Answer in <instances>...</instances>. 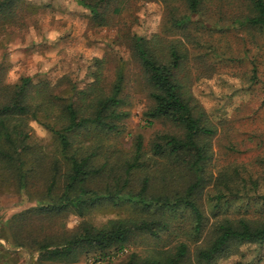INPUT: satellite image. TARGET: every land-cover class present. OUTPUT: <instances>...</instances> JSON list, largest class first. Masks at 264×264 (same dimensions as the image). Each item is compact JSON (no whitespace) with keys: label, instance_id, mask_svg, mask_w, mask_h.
I'll return each mask as SVG.
<instances>
[{"label":"rangeland","instance_id":"1","mask_svg":"<svg viewBox=\"0 0 264 264\" xmlns=\"http://www.w3.org/2000/svg\"><path fill=\"white\" fill-rule=\"evenodd\" d=\"M85 1L93 4L97 0ZM244 2L202 0L198 12L184 25L177 23L188 15L182 0H111L103 6L99 19L76 0H14L0 6V107L13 98L15 87L22 80H30L25 97L29 112L11 122L21 132L18 140L12 134L16 148H10L0 138V264H126L133 256L136 260L148 258L149 249L154 246L173 252L176 244L182 242L188 247L183 264H199L196 253L212 242L219 218L264 217V205L256 197L264 194V32L238 23L251 15ZM138 38L145 41L156 59L165 60L172 48L184 57L177 80L189 88L192 104L203 115L202 124L213 132L201 139L208 147V161L200 172L202 182L193 194L203 218L202 231L192 234L188 210L161 212L175 232H162L159 239L151 240L147 233L136 231L123 251L98 262L92 255L80 256L73 263L39 262V246L57 247L82 222L97 228L116 220L149 223L156 214L130 203L108 202L90 207L83 217L68 209L48 215L37 210L36 201L44 199L41 194L53 174L56 185L52 199L60 195L64 186L68 167L52 130L66 124L67 104L84 107L80 100L92 82L90 72L95 70V59L103 61L100 86L106 93L111 92L117 72H121L119 96L126 104L121 111L127 112L128 117L121 121L118 134L90 128L81 131L76 141L86 151L96 140L102 146L101 154L103 150L116 152L109 167L117 173L123 162L133 160L139 140L147 153L140 164L145 169L147 166L151 174L146 192L149 197L180 196L197 181L198 177L192 172L186 174L171 159H149L159 136L181 137L182 131L166 120L148 121L144 115L153 103L133 51ZM253 64L256 81H251ZM250 82L258 83L249 85ZM42 85L48 86L51 98L46 113L33 108L41 99L34 92L41 90ZM80 114L86 115L81 111ZM78 145L74 144V148ZM6 155L25 161L28 185L23 192L18 188L16 169L7 168L3 161ZM172 167L177 174L165 173ZM231 174L237 179L251 176L258 180V189L248 186L245 192L235 188L226 191L223 178ZM145 177L144 171L138 169L119 184L127 192L137 193ZM109 186L112 187L111 182ZM90 188L102 190L104 184L97 179ZM23 226L22 244L10 248L7 238ZM254 260L253 249L242 247L239 254L221 258L216 264H253ZM261 260L258 264H264V254Z\"/></svg>","mask_w":264,"mask_h":264},{"label":"trees","instance_id":"2","mask_svg":"<svg viewBox=\"0 0 264 264\" xmlns=\"http://www.w3.org/2000/svg\"><path fill=\"white\" fill-rule=\"evenodd\" d=\"M14 0H0V6H5ZM16 1V0H15ZM111 0H97L96 3L90 4L85 0H76L79 5L88 10L93 18L102 17V8ZM188 11V15L177 23L184 25L190 23V16L195 15L202 0H182ZM244 4L250 9L251 15L244 21L237 22L245 28H256L264 32V0H244ZM135 58L138 60L145 84L149 89L152 108L145 112L144 115L148 121L166 120L182 131L181 137L171 135L159 136L151 147V156L149 159H171L174 165L182 167L186 174L191 172L198 177L197 181L187 187L180 196L177 194L172 198L167 195L149 197L147 195V186L150 182V173L146 166L140 164L141 159L147 156L143 152L142 143L137 140L135 144L134 157L123 162L117 173L112 166L109 167V160L112 158L113 151L106 153L104 150L100 153L102 146L100 142L94 141L91 146L88 145L87 151L78 143L76 138L83 130L90 128L98 129L104 134H118L120 123L128 117L127 112H122L121 107L126 105L121 98L122 76L117 72L116 83L113 85L111 92L108 94L104 87L100 86L102 80L101 63L102 60L93 61L94 69L90 72L92 82L87 90L82 94L81 102L83 108H78L73 102L67 104L64 108L66 124L59 130H52L57 136L60 145V155L68 167L64 186L60 195L52 199V192L56 185V178L53 174L45 186L41 196L49 201L37 200L36 207L41 215L61 212L68 209L75 211L83 217L85 211L92 206L102 202H108L112 205L118 203H130L137 208L154 210L156 214L152 216L153 220L147 222H137L134 220H116L109 222L106 226L97 228L86 222H82L79 228L65 237L57 247L50 248L48 244L39 246V262H76L78 257H88L90 255L97 257L98 261L108 258L112 254L123 251L131 242L136 231L147 233L151 240L159 239L162 232L176 231L172 228L170 221L160 215L161 212H176L178 209L188 210L192 216L193 227L192 234L198 235L202 231L203 218L199 207L193 200L195 189L202 182L200 172L208 161V147L203 145L201 139L213 134L212 130L205 126L202 120V113L192 104V97L189 88L177 80V72L181 67L184 57L172 48L169 50V56L165 60L156 59L152 56L145 41L141 38L135 40L133 44ZM251 81H256V66L253 64ZM258 82H250L249 85ZM30 80H22L20 86H16L13 92V98L0 107V138L9 144L10 148L15 149L16 140L12 134L17 137L21 132H17L18 125L11 126L15 117L28 114L27 92L29 90ZM35 90V97H40V101L33 105L34 111L46 113L47 104L51 103L48 96V86H39ZM189 90V91H188ZM91 96V97H89ZM88 100V103H86ZM84 112L86 115L80 114ZM150 123V122H149ZM74 144H79L74 148ZM15 153V151H14ZM101 154V155H100ZM101 156V157H100ZM1 157H4L2 155ZM96 157V158H95ZM99 157L101 158L99 160ZM7 168L16 169L17 182L20 192L27 188L26 173L23 169L25 161L19 157L13 158L5 156L3 160ZM167 168L165 173L177 174ZM138 169L144 171L146 177L142 180V186L137 193L127 192L120 186L123 177L127 180ZM236 174V173H235ZM101 180L104 188H90L95 180ZM223 185L226 191H232L233 188L238 192L245 190L249 186L257 190L259 182L251 176L248 178L237 179L235 175H226L223 178ZM112 183V187L109 183ZM125 183V182H124ZM126 186V184H123ZM224 188H221L224 191ZM220 192V191H219ZM219 196H223L219 194ZM260 205H264V194L256 196ZM221 199V198H219ZM218 203H220L218 201ZM159 219V220H158ZM215 228V237L206 247L197 251L196 260L199 264H216L221 258H227L240 253V249L247 247L253 249L254 262L260 263L261 255L264 254V217L255 220L231 219L223 216L217 221ZM173 229V230H172ZM25 232L24 226L20 232L7 238L6 243L10 248L20 246L21 237ZM175 234V233H174ZM59 246V247H58ZM29 247V246H27ZM150 256L142 260H136V256L126 264H183L187 255L188 247L185 242L178 243L175 251L158 250L156 246L149 249Z\"/></svg>","mask_w":264,"mask_h":264}]
</instances>
